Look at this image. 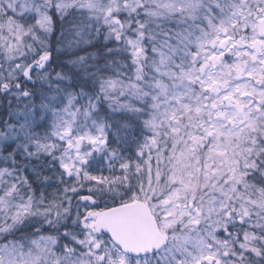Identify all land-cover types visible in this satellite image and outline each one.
I'll use <instances>...</instances> for the list:
<instances>
[{
    "label": "snow or ice",
    "instance_id": "snow-or-ice-1",
    "mask_svg": "<svg viewBox=\"0 0 264 264\" xmlns=\"http://www.w3.org/2000/svg\"><path fill=\"white\" fill-rule=\"evenodd\" d=\"M0 264H264V0H0Z\"/></svg>",
    "mask_w": 264,
    "mask_h": 264
}]
</instances>
